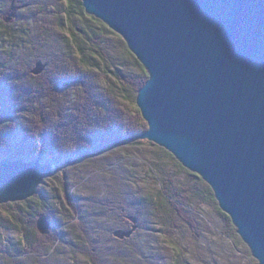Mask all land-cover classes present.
Returning <instances> with one entry per match:
<instances>
[{
  "label": "rangeland",
  "instance_id": "1",
  "mask_svg": "<svg viewBox=\"0 0 264 264\" xmlns=\"http://www.w3.org/2000/svg\"><path fill=\"white\" fill-rule=\"evenodd\" d=\"M51 1L65 4L63 0ZM52 2L47 0L42 6L11 5L3 14L7 23L24 24L28 29L30 36L23 51L29 52L26 54L30 57L26 68L17 64L11 76L14 85H6L11 117L15 118L11 125L17 129L10 143L0 149V161L12 155L17 159L24 157L20 160L52 164L53 173L31 197L34 203L0 205V264H99L93 251L100 264H259L234 225L235 232L231 230L224 216L228 215L217 200L213 203L206 197L209 186L170 152L139 138L149 126L137 105L138 94L123 93L118 83L106 76L99 61L82 62L75 50L69 54L72 36L63 23L62 7L54 8ZM77 23L84 26L86 21L77 19ZM107 39L115 55L128 48L115 32ZM55 55H59L58 60ZM132 71L141 74L143 70L133 64ZM18 81L22 82L17 85ZM62 84L60 88L71 100L70 104H91L86 131L81 134L75 127L69 128L65 144L57 143L54 132L44 131L47 134L40 136L37 124L29 118L34 117L35 106L39 105L34 98L36 91L46 87L48 94ZM53 97L45 96L42 103L49 107ZM57 114L49 121L53 123L60 118ZM67 115L72 119L70 123H74L75 114ZM121 118L127 119V123L131 121V131H139L136 143L117 141L128 132L126 128L123 132L117 129L122 124ZM27 134H33L34 138L28 139ZM75 136L77 143L84 137L81 143L95 150L94 153L87 156L69 153ZM168 178L177 193L186 197L183 213L191 216L197 229L175 207L181 204L179 201L173 205L161 202ZM193 192L205 196L200 199ZM47 208L54 213L50 214V220L47 217L51 228L44 234L39 231L38 220ZM67 215L75 218L72 224H67ZM33 224L45 236L42 239L45 247L38 258L28 255L21 245L20 230H33ZM53 229L54 237L61 239L57 249L58 244L48 238Z\"/></svg>",
  "mask_w": 264,
  "mask_h": 264
},
{
  "label": "water",
  "instance_id": "2",
  "mask_svg": "<svg viewBox=\"0 0 264 264\" xmlns=\"http://www.w3.org/2000/svg\"><path fill=\"white\" fill-rule=\"evenodd\" d=\"M126 42L149 79L139 138L170 152L213 191L264 264V0H81ZM53 173L0 161V205L24 202ZM41 233L51 225L38 220Z\"/></svg>",
  "mask_w": 264,
  "mask_h": 264
},
{
  "label": "trees",
  "instance_id": "3",
  "mask_svg": "<svg viewBox=\"0 0 264 264\" xmlns=\"http://www.w3.org/2000/svg\"><path fill=\"white\" fill-rule=\"evenodd\" d=\"M63 1H65V4L64 3L62 4L61 2L59 5L58 2L56 1L52 2L50 0L54 8H59V6L62 7L60 13L64 20L63 23L66 24L69 33L72 36V39L70 40V44H69L70 49H68L69 54L71 53L70 55H72L73 53L72 51L75 50L76 51L75 54H77L76 55L77 58L79 57V59H81L82 62H91V60L94 61L97 60V62L99 61L101 65L105 67L104 71L106 76L110 80H113L115 83L117 82L119 89L123 93L125 92L128 94V92H134L137 95L139 90L148 81L149 76L142 67V65L139 63V61L136 59V57L132 54L131 51H129L127 47L123 52H118L116 53L117 55H115V53L112 52L113 45L110 43V40L107 39L108 35L110 34L114 35V32H112L111 29L107 25H105L102 21L97 20L95 17H91V16L88 17L81 1L79 0H63ZM41 3L42 5H44L47 3V0H0V149L3 148L5 145H7L10 139L14 137L15 130L17 129L16 125L15 127L11 125V122H15V118L11 117L13 111L11 109L9 100L6 96V85L8 83H13L12 80L14 77H12L11 79V76L14 74L13 71L15 70L16 66H18L17 64L21 63L26 68V62L28 63L27 60L30 57L29 56L30 54L29 55L26 54L29 52H26V50L23 51L27 45V38L30 36L28 29L25 28L24 24L20 25L17 23H11V24L7 23L3 18V14L7 12L8 8L11 5L23 7L24 5L31 6L32 4L34 5L37 4L42 6ZM77 19H82L83 21L85 20L86 24L84 26L79 25L77 23ZM93 24H96V26ZM58 56L59 55L55 57V60L56 59L58 60L59 58ZM131 59H133L134 61L132 64H131ZM133 64H135L136 66L140 67L143 70L141 74L132 71ZM19 82L22 81H18V83L16 84L18 85ZM124 84H126V86ZM12 85H14V83ZM62 86H64V84L59 85L58 88H54L53 89L54 92L50 91L48 94H46V87L40 89V91H36L37 94H34V98L37 99L39 105L35 106L37 111L34 114V117L31 116L29 118H30V122H33V124L35 123L37 124L36 126L38 127V129L36 127L33 128L37 129V131L40 132V136L43 134H47L44 131L54 132V135L57 137L56 140L57 143L65 144L66 142H68L67 140L64 139L66 136L65 133L69 130V128L75 127L78 131H80L81 134L82 132L86 131L84 127L85 124H88L86 120L90 119L88 112L91 108V104H82V103L70 104L71 100H68L67 94L65 92L63 93L64 89L60 88ZM26 89H28V87H26ZM53 95L54 97L51 99L49 103L50 106L49 107L45 106L44 103H42V99H44L45 96H53ZM67 101L69 105H67ZM68 106H71L70 107L71 110L68 109ZM68 111L71 112L68 113ZM57 113H59L60 118H57V120L54 119L55 121L53 120L54 121L53 123L50 122L49 120L51 119V116L52 115L58 116ZM67 114H70V116H73L75 114L73 117L75 119L74 123L73 122L70 123L72 119L67 118V116H69ZM84 116L85 117L87 116V118L85 119ZM139 118L141 119V116H139ZM121 119H122L121 121L122 124L120 123L119 128L117 129L123 132L124 128H126L128 132L125 131V134L119 136L121 139L117 141H119L120 144H127L128 142L136 143L138 141L137 135L139 134V131L137 130L131 131L132 128L131 121L130 123H127L128 122L127 119L124 118ZM25 125L29 126L28 123ZM27 135H28L27 136L28 139L34 138L33 134L32 135L27 134ZM40 136L38 135V138H41ZM73 139H74V143L72 144L71 147L72 152L69 153L76 154L77 152H79V155L81 156H87L89 154L94 153L95 150L88 149L84 144H82L83 143L82 139L85 140L84 137L81 138L82 143L81 142L77 143L76 136L72 138V140ZM49 142L48 144L50 146ZM95 147L98 148L97 146ZM9 159L24 160V157L17 159L14 155H12L9 157ZM181 169L183 168L181 167ZM191 176L194 178H198L196 175L193 174ZM168 179L169 182L165 181L164 183L165 185L163 189L164 194L162 193L163 199H161V202L167 201L173 205L175 204V202L179 201L181 204L180 205L175 204V207L178 208V211L181 214V216L185 217L187 223L190 224L191 227H193L194 229H197L195 222L193 221L191 216L183 213V211H185L184 205L186 202L185 199L186 197L180 196V193H177L176 189L172 186V179L171 178ZM193 193L196 196H199L200 199L205 196L199 192L196 193L193 192ZM206 194H207L206 197H208L210 202L216 203L213 191L210 187H207ZM189 195L191 196V194ZM189 195H187L188 198ZM27 201L30 202L27 204L29 205L31 203H34L35 200L30 198ZM2 207H6V205H3ZM30 208L32 209V207ZM74 211L77 212V210ZM52 213H54V210L47 208V212L45 211V214L43 215L48 217V219L50 220V214L52 215ZM30 215L34 216L32 212H30ZM39 216H41V214H39L38 217ZM224 216L227 220L228 225L231 227V230L235 232L230 217L226 215ZM73 221H75V218H71L70 215H67V220H66L67 224H72ZM2 226L4 225L2 224ZM33 227H35L33 228V230H28L27 228H23L20 230L23 236L21 245L23 246V251L28 253V255H32L38 258L40 256V252L43 251V248L45 247V242H42V239L43 237L45 238V236L39 233V231L36 229V226L34 224ZM52 233H53L52 236L48 235V238L51 239L52 242H56V244H58L56 247L57 249L60 246L61 239H59V236L54 237L56 235L55 229H53ZM1 238L2 237L0 236V241ZM91 253L92 255L94 254V258L96 256L95 258L96 262L99 261L100 264V259L95 254V251Z\"/></svg>",
  "mask_w": 264,
  "mask_h": 264
},
{
  "label": "bare ground",
  "instance_id": "4",
  "mask_svg": "<svg viewBox=\"0 0 264 264\" xmlns=\"http://www.w3.org/2000/svg\"><path fill=\"white\" fill-rule=\"evenodd\" d=\"M86 96V95H85Z\"/></svg>",
  "mask_w": 264,
  "mask_h": 264
}]
</instances>
